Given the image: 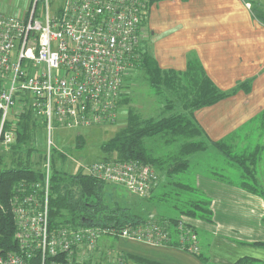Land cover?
<instances>
[{
	"label": "built area",
	"instance_id": "1",
	"mask_svg": "<svg viewBox=\"0 0 264 264\" xmlns=\"http://www.w3.org/2000/svg\"><path fill=\"white\" fill-rule=\"evenodd\" d=\"M155 2L65 0L52 13L50 0H31L23 16L0 14V154L14 143V126L27 105L44 120L47 137L43 179L15 186L11 212L19 248L0 254V264H31L37 255L43 264L81 263L79 255L95 252L99 239L108 234L153 246L176 242L190 255L199 253L198 233L186 220L177 226L152 222L122 231L52 232L49 223L53 130L119 121L124 81L140 61L141 28ZM73 163L78 171L138 197H148L159 184L155 169L138 161ZM58 256L66 257L51 260Z\"/></svg>",
	"mask_w": 264,
	"mask_h": 264
},
{
	"label": "crops",
	"instance_id": "2",
	"mask_svg": "<svg viewBox=\"0 0 264 264\" xmlns=\"http://www.w3.org/2000/svg\"><path fill=\"white\" fill-rule=\"evenodd\" d=\"M252 11L248 0L157 1L143 22L140 48L166 71L186 72L188 63L196 60L208 79L226 93L251 83L248 92L240 89L195 111L193 117L210 141L233 146L236 155L261 149L255 173L260 192L242 187L241 171L234 184L218 183L214 175L197 177V189L211 200L213 212L212 223L192 222L208 262L176 247L109 237L96 245L102 258L116 253L161 264H236L245 258L264 264V132L259 136L261 144L253 149L243 144L261 129L264 112V19ZM209 148L220 153L214 146Z\"/></svg>",
	"mask_w": 264,
	"mask_h": 264
},
{
	"label": "trees",
	"instance_id": "3",
	"mask_svg": "<svg viewBox=\"0 0 264 264\" xmlns=\"http://www.w3.org/2000/svg\"><path fill=\"white\" fill-rule=\"evenodd\" d=\"M139 54L140 61L135 69L142 71L147 76L150 85L158 93L167 90L176 95L182 103V111L172 112L169 116L159 119H143L135 111L128 109L125 119L127 121L126 126L117 132L112 139L100 145L101 152L104 154L101 161H138L152 166L158 175L165 176L164 180L169 184L167 186L168 192L164 191L163 195L157 196L160 203L164 206L170 201L173 194L177 197V204L170 206L174 214L171 213L170 216L150 215L147 218L131 214L130 208L123 207L118 203H109L106 196L107 188L110 186L108 183L78 170L72 173L57 167L56 160H60L61 165L64 166L68 162V158L65 154L54 150L51 159L53 174L50 184L51 196L49 197V223L52 232H57L63 228H72L73 230L103 228L122 231L125 228H136L152 222H167L172 226H177L182 220L188 221L189 226L195 230V225L192 223L194 221L212 223L211 200L197 188L177 180L180 175L186 174L190 169L189 158L206 152L210 146H214L229 162L237 165L236 167L242 172L243 188L251 193L260 192L255 173L261 149L252 153L236 155L233 153V146L210 141L193 117L195 111L214 106L237 93L240 89L248 92L247 89L251 83L246 82L231 93H226L220 91L208 79L203 67L196 60L188 63L186 72L179 73L159 68L154 57L142 48L139 49ZM172 104L174 101L171 100L167 105L169 110L174 109ZM128 105L127 100L122 98L120 101L121 108ZM17 121L16 139L8 149L11 163L7 165L2 162L5 157L0 154V254L16 252L19 248L15 237V219L13 212H11L15 186L23 182H40L43 179L41 172L47 156V153L40 154L38 159L40 163L31 161L33 156L39 153L38 148H36L39 135H46L44 120L33 111L30 105H27ZM259 122L261 123L260 127L264 130V112L261 113ZM154 138L163 139L164 143L169 146L179 143V149L175 153L157 155L156 157L150 153L144 144L146 139ZM82 146H84V139L79 136L77 147L81 148ZM104 237L115 239V241L123 239L109 234ZM168 246L180 249L176 242ZM115 255L116 257H111L108 264H129L130 261L137 264H161L129 254L115 253ZM192 255L204 262L209 261L203 254L201 247L199 253ZM65 257L58 256L51 258V260L64 261ZM41 259L42 257L37 255L31 260V264H43ZM48 260L50 259L46 261L48 262ZM236 264H259V262L245 258Z\"/></svg>",
	"mask_w": 264,
	"mask_h": 264
},
{
	"label": "rangeland",
	"instance_id": "4",
	"mask_svg": "<svg viewBox=\"0 0 264 264\" xmlns=\"http://www.w3.org/2000/svg\"><path fill=\"white\" fill-rule=\"evenodd\" d=\"M30 1L31 0H0V14L14 17L23 16L29 9ZM64 1L65 0H50L49 10H51L52 13H57L59 8L62 7ZM248 1L252 3V14L258 17L259 20L264 19V0L260 1L261 5L258 0ZM42 3L43 2L39 4V13H41V11L43 12ZM148 80L149 79L142 71H137L135 69L129 72V75L125 78L123 92L121 94L123 100H127L129 105L121 108L120 119L115 125L75 128L55 127L52 134V139L55 144L54 148H56L55 150L59 153L65 154L67 158H72L68 159L69 161L64 166L61 165L60 160H56V166L67 170V172L73 173L77 170V166L73 163V160L75 159L81 162L83 161L87 164L101 161L104 154L101 152L100 145L112 139L117 132L126 126L127 121L125 119L127 118L128 109H132L143 119H159L160 117L169 116L172 112L182 111V103L176 95L167 90L158 93L150 85V81ZM180 98H182V96ZM171 100L174 101V104H172L174 108L173 110H169L167 108V105H169ZM260 128L261 129L256 134L251 135L252 141H243V144H247L249 149H253L258 144H261L259 136L263 134L264 130H262V127ZM42 135H39V141L36 147L38 148L39 153L33 156L31 160L34 163H40L38 160L40 158V154L47 153V137ZM79 136H82L84 139V146L81 148L77 147ZM164 142L165 141L161 138H154L146 139L144 144H146L150 153L156 157L157 155L162 156L163 154H169L172 152L175 153L178 151L179 143L169 146ZM8 149L7 151L5 150L2 152L5 157L2 162L7 165L11 163ZM208 149L209 150L204 153H199L190 157V169L186 174L180 175L177 180L195 188H197L198 176H212L214 174L212 179L218 183H222L224 180L228 182L230 181L233 184L234 182H237L238 176H241V172L235 164L229 162L224 155L216 150L211 148ZM262 152L263 163L261 168H264V150H262ZM158 176L160 178L158 180V187L155 192H152L148 197H138L136 195H132V193H130L125 187L109 184L110 186L107 188L108 193L106 195L107 200L109 203H118L123 207L130 208V212L133 215H140L147 218L150 217V215L170 216L174 214L170 206L172 207L177 204V197L173 194L172 198L166 205L163 206L160 203L158 198L164 194V191L168 192L167 186L169 184L166 180H164V175L160 174ZM98 253L99 252L96 249L95 252L89 255L87 254L85 257L79 255L82 259L81 263L90 264L91 262V264H108L111 257H116L113 253H110L106 257L102 258V256L98 255Z\"/></svg>",
	"mask_w": 264,
	"mask_h": 264
}]
</instances>
